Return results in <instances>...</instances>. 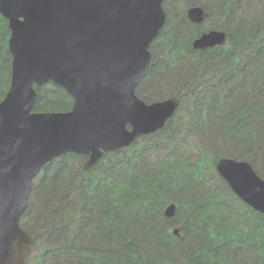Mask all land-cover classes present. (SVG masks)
<instances>
[{
	"label": "trees",
	"instance_id": "16d2710c",
	"mask_svg": "<svg viewBox=\"0 0 264 264\" xmlns=\"http://www.w3.org/2000/svg\"><path fill=\"white\" fill-rule=\"evenodd\" d=\"M196 3L211 13L209 29L229 34L227 46L193 49L205 33L186 15ZM164 8L167 23L138 87L146 102L181 100L180 113L150 136L148 146L166 148L162 158L145 163L137 149L128 161L130 146L90 171L87 156L53 160L33 181L21 219L34 239L27 264H264V215L216 171L218 159L232 158L257 166L264 179V0H165ZM10 36L0 14V103L11 84ZM37 92L35 112L72 109L59 86ZM177 119L201 135L204 148L187 153ZM171 204L177 213L168 218Z\"/></svg>",
	"mask_w": 264,
	"mask_h": 264
},
{
	"label": "water",
	"instance_id": "95a60500",
	"mask_svg": "<svg viewBox=\"0 0 264 264\" xmlns=\"http://www.w3.org/2000/svg\"><path fill=\"white\" fill-rule=\"evenodd\" d=\"M163 4L0 0L12 56L10 88L0 103V264H27L32 255L34 239L21 219L44 167L73 153L88 156V170L104 152L162 130L178 110L179 98L147 103L137 94L153 61L151 47L167 23ZM187 17L201 24L209 13L193 6ZM227 41L226 31L211 29L194 41L193 49L205 51ZM48 83L72 98L70 111H34L37 88ZM216 171L244 204L264 215V179L250 162L221 158ZM176 213L172 204L165 215Z\"/></svg>",
	"mask_w": 264,
	"mask_h": 264
},
{
	"label": "rangeland",
	"instance_id": "374dc122",
	"mask_svg": "<svg viewBox=\"0 0 264 264\" xmlns=\"http://www.w3.org/2000/svg\"><path fill=\"white\" fill-rule=\"evenodd\" d=\"M193 6H201V7H204V3H196V5H192V6H189L188 8H190V7H193ZM205 8V7H204ZM206 9V8H205ZM203 26H204V29H205V32L207 31H209V30H211V29H209V25L207 24V23H205V24H203ZM156 51V50H155ZM247 60V59H246ZM248 61V60H247ZM251 63V62H250ZM254 64V63H253ZM253 68H251L250 70H249V73H252V70ZM262 85H263V88H264V77H263V81H262ZM140 99H142V97H141V95L140 96H138ZM177 98H179V97H177ZM168 99H170V98H168ZM142 100H144V99H142ZM163 100H167L166 98L165 99H160V100H154V99H150V102H147V103H153V102H156V101H163ZM145 101V100H144ZM180 113V112H179ZM193 118L191 117V119L190 118H187V122H189V120H192ZM178 120V125H177V130L182 134V133H185L186 135H188V141L187 142H184L183 143V146H186L185 147V150L187 151V153H189V154H195L196 152H197V149H198V147H199V145L201 146V147H203V144H202V142H201V140H202V137H201V135L199 134H196V133H190V132H187L185 129H183L182 130V127H183V119H177ZM157 133V132H156ZM138 141H137V143L134 145V148L132 147V145H131V147L129 148V149H127L126 151V155H130L132 158H130V160H128V159H125V162H126V160H128V161H132L133 160V158H135V157H138V156H136V150L138 149V150H141V154H143V157H141V160L142 159H145V163H148L150 160H152V158H154L155 160H159V159H161L162 158V156H158V155H161L162 154V151H161V149L163 148V149H166L165 147H162L161 149L159 148V149H156L155 148V144L154 145H149L148 146V144L150 143V136H141L139 139H137ZM204 140V139H203ZM202 140V141H203ZM161 143H165V140H164V142L162 141ZM136 147V148H135ZM128 148V147H127ZM204 148V147H203ZM124 149H126V148H123V151H121V150H119L120 152H119V154H121V152H125V150ZM116 151H114L113 153H115ZM134 155V156H133ZM150 159V160H149ZM122 163H123V160L121 161ZM258 172H260L259 171V169H258V167L256 166V168H255Z\"/></svg>",
	"mask_w": 264,
	"mask_h": 264
},
{
	"label": "flooded vegetation",
	"instance_id": "af4514ba",
	"mask_svg": "<svg viewBox=\"0 0 264 264\" xmlns=\"http://www.w3.org/2000/svg\"><path fill=\"white\" fill-rule=\"evenodd\" d=\"M164 1H165V0H164ZM195 5H196V4H195ZM163 6H164V4H163ZM188 9H189V8H187V11H188ZM164 10H165V8H164ZM165 11H166V10H165ZM206 11H207V9H206ZM207 12H208V11H207ZM166 13H167V12H166ZM208 13H209V17H208L204 22H202L201 24H193V23H191L190 21H189V22H190L191 24H193V25L203 26V24L208 23L209 20H210L211 13H210V12H208ZM186 15H187V12H186ZM167 16H168V15H167ZM187 18H188V17H187ZM188 20H189V19H188ZM203 27H204V26H203ZM211 29H213V28H211ZM216 29L218 30V28H216ZM209 31H210V30H209ZM227 35H228V39H229V34L227 33ZM201 36H202V35H201ZM201 36H199V37H201ZM199 37H198V38H199ZM227 44H228V41H227ZM227 44H226L225 46H227ZM225 46H216V47H225ZM214 48H215V47H214ZM212 49H213V48H212ZM152 62H153V61H152ZM140 83H141V82H140ZM139 86H140V85H139ZM137 94H138V90H137ZM138 96H139V95H138ZM171 98H177V97H171ZM179 100H180V98H179ZM180 108H181V100H180V105H179L178 110L176 111V113L174 114V116H173L169 121H171L172 119L175 118V116L179 113ZM169 121H168V122H169ZM168 122H167V123H168ZM166 125H167V124H166ZM165 127H166V126H165ZM165 127H164V128H165ZM164 128H163V129H164ZM158 132H159V131H158ZM158 132H157V133H158ZM150 136H151V135H150ZM122 150H123V149H122ZM118 151H119V150H118ZM118 151H117V152H118ZM119 152H120V151H119ZM110 153H113V152H110ZM110 153H108V154H110ZM106 155H107V154H106ZM104 156H105V155H104ZM104 156H103V158H104ZM103 158H101V160H99L98 163H96L95 166H93L92 168H90V169H88V170H85V169H84V171H90L91 169H93L94 167H96V166L99 164V162L103 160ZM86 160H88V157L86 158Z\"/></svg>",
	"mask_w": 264,
	"mask_h": 264
},
{
	"label": "bare ground",
	"instance_id": "6f19581e",
	"mask_svg": "<svg viewBox=\"0 0 264 264\" xmlns=\"http://www.w3.org/2000/svg\"><path fill=\"white\" fill-rule=\"evenodd\" d=\"M7 21H8V20H7ZM147 69H148V68H147ZM145 71H146V70H145ZM144 73H145V72H144ZM68 154H69V153H68ZM70 154H71V153H70ZM72 154H73V153H72ZM105 154H108V153L104 152V153H103V156H104ZM65 155H66V154H65ZM62 156H63V155H62ZM83 156H84V155H83ZM103 156H102L101 158H103ZM87 157H88V156H87ZM101 158H100L99 160H101ZM223 158H224V157H223ZM220 159H221V158H220ZM231 159H232V158H231ZM86 163H87V162H86ZM86 163H85V164H86ZM97 163H98V162H97ZM84 166H85V165H84ZM44 168H45V167H44ZM37 175H38V174H37ZM37 175H36V176H37ZM36 178H37V177H36ZM36 178H35V179H36ZM35 179H34V180H35ZM171 205H172V204H171ZM168 207H169V206H168ZM168 207H167V208H168ZM166 210H167V209H166ZM175 230H178V231H179V229H175ZM175 230H174V234H175ZM177 236H179V234H178ZM29 259H30V258H29Z\"/></svg>",
	"mask_w": 264,
	"mask_h": 264
}]
</instances>
